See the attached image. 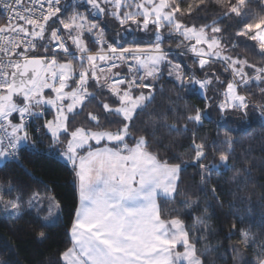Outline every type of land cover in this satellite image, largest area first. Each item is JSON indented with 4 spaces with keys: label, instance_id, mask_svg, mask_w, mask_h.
<instances>
[{
    "label": "snow or ice",
    "instance_id": "snow-or-ice-1",
    "mask_svg": "<svg viewBox=\"0 0 264 264\" xmlns=\"http://www.w3.org/2000/svg\"><path fill=\"white\" fill-rule=\"evenodd\" d=\"M172 41L195 67L170 56ZM242 45L261 62L241 56ZM196 91L199 106L186 102ZM253 116L264 119V0H0V172L20 170L0 177V216L14 233L35 225L36 242L51 239L41 229L62 205L46 186L32 190L24 162L48 141L79 193L55 264H206L208 249L167 205L185 195L188 166L212 200H180L186 209L223 207L224 186L211 183L223 169L234 174L226 194L247 204L243 173L264 163L219 129ZM206 122L217 125L212 140L199 135ZM228 207L244 249L232 247L233 264H264V223L259 234L238 227L246 217Z\"/></svg>",
    "mask_w": 264,
    "mask_h": 264
},
{
    "label": "trees",
    "instance_id": "trees-1",
    "mask_svg": "<svg viewBox=\"0 0 264 264\" xmlns=\"http://www.w3.org/2000/svg\"><path fill=\"white\" fill-rule=\"evenodd\" d=\"M63 2L66 5L80 3L79 0H63ZM227 23L222 24L221 27H227ZM170 47L173 49L170 56L174 57L175 61H182L189 67H195L192 60H189L188 57L178 55V52L181 50L177 49L176 41H172ZM240 55L246 56L252 62H261L259 56L254 55L252 50L246 49L243 45L240 47ZM183 58L188 59L189 62H184ZM226 76L227 74L222 76L221 79H225ZM161 84L166 86V91L171 88V85L167 84L166 81L162 80ZM254 91H258V89H254ZM199 96L200 93L196 91L188 97L186 102L198 106L202 105V100ZM161 102L167 103L162 97H158L156 104ZM90 110H96V106L93 104ZM35 126H38V123ZM234 126L237 127L235 128ZM217 130L218 128L215 123L206 122L200 130L199 135L212 140ZM219 131H228L229 135L239 141V145L237 146L238 153H242L244 149H250V156L256 164L260 165L264 163V119L253 116L247 124H228L226 127L220 128ZM39 147L42 152V155L39 157L34 155L29 156L27 152L25 153L26 159L24 162L33 173V179L26 182L31 184L32 190L35 191H45L46 187L47 189H52L53 194L62 205V211L56 225L41 229L51 236V239L43 243H38L32 238L33 232L36 230L35 225L32 229L15 231L14 233L9 227L11 221H5L3 216H0V260H7L10 264H55L60 251L68 246L70 240V227L74 220V210L78 207L77 181L74 180L71 166L68 165L66 160L55 152L47 151L49 147L48 141ZM185 158L187 159V157ZM28 159L33 160L34 163L28 164ZM236 166L239 167V165ZM19 171V168L13 165L5 169L4 172H0V177L6 174L13 175L14 172ZM196 171L195 167L188 166L182 172L181 177L184 182L181 185V189L185 195L170 202L166 210H178L185 225L192 229V240H199L198 249H208L206 264H233L236 253L232 251V247L238 246L241 250L244 249L241 244V236L231 231L233 217L228 214L233 210L228 205L230 202L235 203L237 205L236 211L241 216L246 217V223L238 225V227L252 228L256 234H259V226L264 223V187H261V185H264V167L258 166L252 168L251 176L243 173L246 184L241 185L244 190L239 195L249 198L247 204L240 203L235 196L226 194L228 190H234L235 185L231 183L225 185L224 181H230L234 174L227 169H223L222 174L216 176L211 181L212 184L219 182L224 186L225 194L220 196L221 201H223V207L216 205L214 209H209L206 214L199 210L193 212L190 208L186 209L180 204V200L187 199L193 205L199 201L203 207L208 201L212 200L210 194L200 191L199 178L193 179L196 176ZM19 178L25 179L23 174ZM212 203L215 204V201H212ZM205 215L211 218L204 220ZM30 219L32 218L25 217V220ZM199 221L204 222V234L197 231L201 227ZM19 223L24 224V221H20ZM209 228L211 229L210 234L207 233V229Z\"/></svg>",
    "mask_w": 264,
    "mask_h": 264
},
{
    "label": "rangeland",
    "instance_id": "rangeland-1",
    "mask_svg": "<svg viewBox=\"0 0 264 264\" xmlns=\"http://www.w3.org/2000/svg\"><path fill=\"white\" fill-rule=\"evenodd\" d=\"M79 2L81 3L82 0H79ZM111 27H112L111 24H109V25L107 26L108 29H111ZM183 60H184V62H187V63L189 62L188 59H184V58H183ZM176 62H178V61H176ZM234 127L236 128L237 126H234ZM59 217H60V214H59L58 218H56L54 221L51 222V223L53 224V226L56 225V224L58 223V221H59Z\"/></svg>",
    "mask_w": 264,
    "mask_h": 264
},
{
    "label": "crops",
    "instance_id": "crops-1",
    "mask_svg": "<svg viewBox=\"0 0 264 264\" xmlns=\"http://www.w3.org/2000/svg\"><path fill=\"white\" fill-rule=\"evenodd\" d=\"M66 162H67V161H66ZM67 163H68V162H67ZM68 165L71 166L69 163H68ZM77 189H78V182H77ZM78 195H79V193H78Z\"/></svg>",
    "mask_w": 264,
    "mask_h": 264
}]
</instances>
